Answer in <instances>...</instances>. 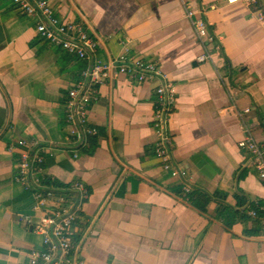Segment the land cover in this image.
Wrapping results in <instances>:
<instances>
[{
	"label": "crops",
	"instance_id": "1",
	"mask_svg": "<svg viewBox=\"0 0 264 264\" xmlns=\"http://www.w3.org/2000/svg\"><path fill=\"white\" fill-rule=\"evenodd\" d=\"M47 1L60 20L81 24L96 48L81 61L42 39L35 18L12 0H0V264H28L31 251L44 249L31 233L43 216L35 193L15 181L18 139L52 149L40 193H67L74 180L88 189L71 228L68 264H264V219L246 214L249 204L264 201L243 132L264 149V27L250 7L226 0ZM187 11L220 47L205 63L197 62L203 47ZM124 51L155 63L175 85L167 134L175 166L191 180L186 196L154 156L155 81L117 75L97 85L89 148L66 133L67 92L81 70Z\"/></svg>",
	"mask_w": 264,
	"mask_h": 264
},
{
	"label": "built area",
	"instance_id": "2",
	"mask_svg": "<svg viewBox=\"0 0 264 264\" xmlns=\"http://www.w3.org/2000/svg\"><path fill=\"white\" fill-rule=\"evenodd\" d=\"M226 1L228 4L238 1L245 3L250 7L252 16L264 27V13L260 10H252V7L258 3L257 0ZM12 2L26 15L35 18L36 33L42 39L59 46L81 61L87 60L89 55L95 52L96 43L86 33L85 28L77 22L60 20L47 0H12ZM185 17L190 21L203 47L197 62L205 63L220 52V47L195 11H187ZM117 75H126L139 83L155 81L152 118V128L156 136L154 156L162 170L168 171L172 178L182 181V192L185 196L188 195L191 190V180L185 179L184 170L175 166L171 156L172 142L167 134V121L175 105L176 88L168 75L153 62L137 60L124 51L108 62L95 60L81 70L80 80L68 90L64 105V124L68 137L73 142H80L81 149L89 148L86 139L96 133L94 128L86 127L89 106L95 99V87ZM248 112L249 110L245 109L241 113ZM241 113L238 115L241 116ZM243 132L251 164L258 179L264 182V149L255 142L246 129H243ZM15 146L18 150L15 181L24 191L35 193L34 209L43 214L40 221L31 228V233L41 237L44 249L31 251L28 254V264H68V257L75 249L71 228L76 214L80 213L81 205L88 197V189L83 183L74 180L68 185L67 193H54L51 190L40 193L39 191L44 189L45 182L41 174L43 163L46 158L53 156L52 149L37 146L34 140L24 139L16 140ZM78 154L77 151H73L72 158H77ZM51 207H54V210L49 209ZM260 214L264 215V201L252 203L247 211V216L251 219L257 218ZM28 220V217H20L18 221ZM75 264L82 262L77 261Z\"/></svg>",
	"mask_w": 264,
	"mask_h": 264
},
{
	"label": "trees",
	"instance_id": "3",
	"mask_svg": "<svg viewBox=\"0 0 264 264\" xmlns=\"http://www.w3.org/2000/svg\"><path fill=\"white\" fill-rule=\"evenodd\" d=\"M252 10H260V11H262V12L264 13V11L262 10L261 6H260L258 3H257L255 6L252 7ZM251 206H252V204H249V205L247 206V208H246V214H247V211L249 210V208H250ZM79 216H80V214L77 213V214H76L75 221L73 222V224L77 222ZM255 219H256V218H255ZM257 219H264V215L260 214V215L257 217ZM73 238H74V236H73ZM73 242H74V244H75V239H74Z\"/></svg>",
	"mask_w": 264,
	"mask_h": 264
},
{
	"label": "water",
	"instance_id": "4",
	"mask_svg": "<svg viewBox=\"0 0 264 264\" xmlns=\"http://www.w3.org/2000/svg\"><path fill=\"white\" fill-rule=\"evenodd\" d=\"M258 4L261 6L262 10L264 11V0H257Z\"/></svg>",
	"mask_w": 264,
	"mask_h": 264
}]
</instances>
